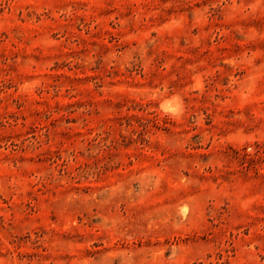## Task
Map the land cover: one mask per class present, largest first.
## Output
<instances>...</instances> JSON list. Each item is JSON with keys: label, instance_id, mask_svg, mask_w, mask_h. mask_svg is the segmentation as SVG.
Segmentation results:
<instances>
[{"label": "rangeland", "instance_id": "374dc122", "mask_svg": "<svg viewBox=\"0 0 264 264\" xmlns=\"http://www.w3.org/2000/svg\"><path fill=\"white\" fill-rule=\"evenodd\" d=\"M0 264H264V0H0Z\"/></svg>", "mask_w": 264, "mask_h": 264}, {"label": "bare ground", "instance_id": "6f19581e", "mask_svg": "<svg viewBox=\"0 0 264 264\" xmlns=\"http://www.w3.org/2000/svg\"><path fill=\"white\" fill-rule=\"evenodd\" d=\"M197 83V82H196Z\"/></svg>", "mask_w": 264, "mask_h": 264}]
</instances>
